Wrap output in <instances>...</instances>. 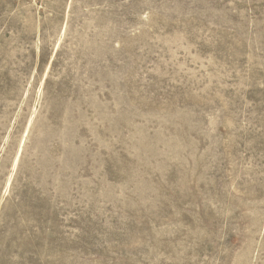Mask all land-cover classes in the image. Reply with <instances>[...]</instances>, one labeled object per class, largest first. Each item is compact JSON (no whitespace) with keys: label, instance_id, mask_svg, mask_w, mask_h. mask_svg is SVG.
Returning <instances> with one entry per match:
<instances>
[{"label":"rangeland","instance_id":"1","mask_svg":"<svg viewBox=\"0 0 264 264\" xmlns=\"http://www.w3.org/2000/svg\"><path fill=\"white\" fill-rule=\"evenodd\" d=\"M0 264H264V0H0Z\"/></svg>","mask_w":264,"mask_h":264}]
</instances>
